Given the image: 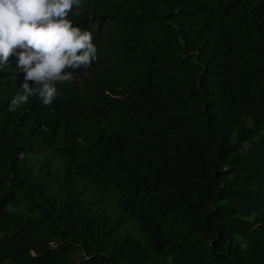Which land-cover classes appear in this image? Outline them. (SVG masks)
Listing matches in <instances>:
<instances>
[{"label": "trees", "instance_id": "16d2710c", "mask_svg": "<svg viewBox=\"0 0 264 264\" xmlns=\"http://www.w3.org/2000/svg\"><path fill=\"white\" fill-rule=\"evenodd\" d=\"M80 13L98 59L51 106L0 70V264H264V0Z\"/></svg>", "mask_w": 264, "mask_h": 264}, {"label": "clouds", "instance_id": "9594fccd", "mask_svg": "<svg viewBox=\"0 0 264 264\" xmlns=\"http://www.w3.org/2000/svg\"><path fill=\"white\" fill-rule=\"evenodd\" d=\"M82 6L83 0H0V70L14 55L24 73L10 112L30 97L51 106L59 96L57 84L71 83L73 70L97 61L93 34L67 19L70 12L79 16Z\"/></svg>", "mask_w": 264, "mask_h": 264}]
</instances>
